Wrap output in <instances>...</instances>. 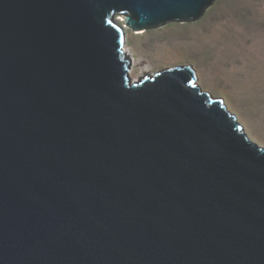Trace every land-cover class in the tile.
Masks as SVG:
<instances>
[{
  "label": "water",
  "instance_id": "obj_1",
  "mask_svg": "<svg viewBox=\"0 0 264 264\" xmlns=\"http://www.w3.org/2000/svg\"><path fill=\"white\" fill-rule=\"evenodd\" d=\"M213 2L0 0V264H264V146L192 65L131 75Z\"/></svg>",
  "mask_w": 264,
  "mask_h": 264
},
{
  "label": "rangeland",
  "instance_id": "obj_2",
  "mask_svg": "<svg viewBox=\"0 0 264 264\" xmlns=\"http://www.w3.org/2000/svg\"><path fill=\"white\" fill-rule=\"evenodd\" d=\"M132 75L192 65L198 85L222 99L264 146V0H214L197 21L127 30Z\"/></svg>",
  "mask_w": 264,
  "mask_h": 264
},
{
  "label": "bare ground",
  "instance_id": "obj_3",
  "mask_svg": "<svg viewBox=\"0 0 264 264\" xmlns=\"http://www.w3.org/2000/svg\"><path fill=\"white\" fill-rule=\"evenodd\" d=\"M134 62H135V61H134ZM134 62H133V63H134ZM131 75H132V72H131ZM144 75H145V73H144ZM132 78H133V79H137V77L134 76V75H132Z\"/></svg>",
  "mask_w": 264,
  "mask_h": 264
}]
</instances>
